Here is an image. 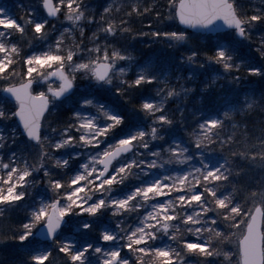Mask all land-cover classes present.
I'll list each match as a JSON object with an SVG mask.
<instances>
[{"label":"snow or ice","instance_id":"1","mask_svg":"<svg viewBox=\"0 0 264 264\" xmlns=\"http://www.w3.org/2000/svg\"><path fill=\"white\" fill-rule=\"evenodd\" d=\"M15 6L0 0V223L25 216L0 237L20 264H264V121L246 122L264 92L237 90L264 85V0Z\"/></svg>","mask_w":264,"mask_h":264},{"label":"trees","instance_id":"2","mask_svg":"<svg viewBox=\"0 0 264 264\" xmlns=\"http://www.w3.org/2000/svg\"><path fill=\"white\" fill-rule=\"evenodd\" d=\"M12 1L16 2L15 0H12ZM147 23L148 21L145 20L144 24H147ZM134 26L137 29L142 27L139 21H136ZM212 38L215 39V36H213ZM135 48H136V52L134 53L135 55H137L139 58H142V59H148L149 57H155L156 55H158L159 46L157 45V46H153L152 48H148L142 44L136 43ZM246 51L251 52V50L249 49ZM202 80H203V77L201 78V81H200L201 84L193 83V84H190V86L192 87L202 86ZM231 87H234V86L228 85L224 80H219L217 81V84L215 85V90L216 91L223 90L224 92H228V90ZM237 90L241 94L240 95L241 99H243V94L245 93L247 94L254 93L255 98L257 99V101H259L261 93L264 92V85L259 83L258 78H249V80H245L242 84H240ZM229 95L231 96V93H229ZM172 107L175 108V104H173ZM241 119H243V117H241ZM261 121H264V109L260 108L259 105H257L254 111L249 112L246 122L249 128L255 127L258 129L260 127ZM6 251L7 250H4L2 251V253ZM8 257L6 256L3 257V255L0 254V264H20L21 260L24 259L22 254L21 256L19 254H16V255L14 254Z\"/></svg>","mask_w":264,"mask_h":264},{"label":"rangeland","instance_id":"3","mask_svg":"<svg viewBox=\"0 0 264 264\" xmlns=\"http://www.w3.org/2000/svg\"><path fill=\"white\" fill-rule=\"evenodd\" d=\"M16 1V0H15ZM14 5V11L16 12L17 15H22L23 13L19 10L18 7H16V2H13ZM253 3H259V0H253ZM251 50V49H249ZM254 54V53H253ZM255 55V54H254ZM200 83V81L194 83L197 84ZM201 84V83H200ZM7 219L0 223V231H8L10 228H17L19 226V223L21 220H23L25 213L23 209L17 210L15 212H9L6 214ZM11 233L9 232V235ZM7 250L6 252L2 253V251ZM0 254L3 255V257H8L11 255H16L19 254L21 256V252L19 250V247L16 246L12 241L10 240H5L3 237H0ZM9 258V257H8ZM6 258V259H8ZM20 260V259H19Z\"/></svg>","mask_w":264,"mask_h":264},{"label":"water","instance_id":"4","mask_svg":"<svg viewBox=\"0 0 264 264\" xmlns=\"http://www.w3.org/2000/svg\"><path fill=\"white\" fill-rule=\"evenodd\" d=\"M182 27V26H181Z\"/></svg>","mask_w":264,"mask_h":264}]
</instances>
